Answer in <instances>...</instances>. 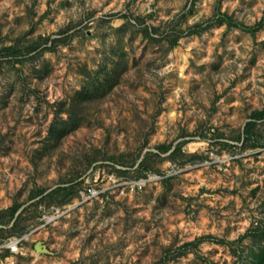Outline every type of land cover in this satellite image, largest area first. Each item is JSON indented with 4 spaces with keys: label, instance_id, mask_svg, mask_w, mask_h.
Listing matches in <instances>:
<instances>
[{
    "label": "rangeland",
    "instance_id": "1",
    "mask_svg": "<svg viewBox=\"0 0 264 264\" xmlns=\"http://www.w3.org/2000/svg\"><path fill=\"white\" fill-rule=\"evenodd\" d=\"M13 207L46 264H264V0H0Z\"/></svg>",
    "mask_w": 264,
    "mask_h": 264
},
{
    "label": "crops",
    "instance_id": "2",
    "mask_svg": "<svg viewBox=\"0 0 264 264\" xmlns=\"http://www.w3.org/2000/svg\"><path fill=\"white\" fill-rule=\"evenodd\" d=\"M15 219L16 217L9 224L3 225L0 223V229H7V228L13 229L12 227H13V223ZM16 237L17 238L21 237V235L19 233H14V234H11L10 237L6 239H0V259H5L7 257H10L9 250L7 248H1V246H3L6 240L16 238ZM39 245L41 248L45 249L44 246H42L40 243L34 242V240H30L29 243H26V245H24V248H25L24 256L15 257V264H46L47 261L45 259V255L48 252L47 250L43 252L41 249L40 251L36 249L37 246ZM26 256L29 257V259H26L27 262L23 263L24 262L23 260H25Z\"/></svg>",
    "mask_w": 264,
    "mask_h": 264
},
{
    "label": "built area",
    "instance_id": "3",
    "mask_svg": "<svg viewBox=\"0 0 264 264\" xmlns=\"http://www.w3.org/2000/svg\"><path fill=\"white\" fill-rule=\"evenodd\" d=\"M141 189L142 186L140 183H133L132 188ZM94 190H88V192L92 195ZM24 239L22 237H16L12 239H8L5 241L1 248H7L10 252V257L5 259H0V264H15V257L24 256L25 248H24Z\"/></svg>",
    "mask_w": 264,
    "mask_h": 264
},
{
    "label": "trees",
    "instance_id": "4",
    "mask_svg": "<svg viewBox=\"0 0 264 264\" xmlns=\"http://www.w3.org/2000/svg\"><path fill=\"white\" fill-rule=\"evenodd\" d=\"M259 27H260V25H258L257 28H259ZM245 29L248 30V31H250V32H254V31H255V29H248V28H245ZM258 117H259V115H258ZM255 118H257V117L254 116L253 119H255ZM72 197H73V196H72ZM69 200H70V198H69L68 200H66L65 202H63V203H66V202H68ZM16 212H17V208H16V207L11 208V210H10V220L13 219V218L15 217ZM17 221H18V218H16L15 221H14V223H13V227H12L13 229H15L16 224H17ZM0 231H1V229H0ZM19 234H20V233H19ZM203 239H204V238L199 239V240H197V241H198V242H201Z\"/></svg>",
    "mask_w": 264,
    "mask_h": 264
},
{
    "label": "water",
    "instance_id": "5",
    "mask_svg": "<svg viewBox=\"0 0 264 264\" xmlns=\"http://www.w3.org/2000/svg\"><path fill=\"white\" fill-rule=\"evenodd\" d=\"M36 249H38L39 251H40V249H41L43 252H45V251H46L44 248H41V247H40V245H39V246H37V248H36Z\"/></svg>",
    "mask_w": 264,
    "mask_h": 264
}]
</instances>
